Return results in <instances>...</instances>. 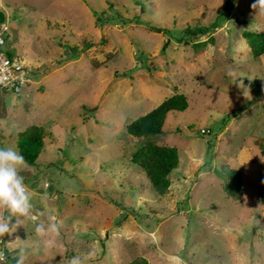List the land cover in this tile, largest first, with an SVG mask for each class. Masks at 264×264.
<instances>
[{
    "label": "rangeland",
    "instance_id": "rangeland-1",
    "mask_svg": "<svg viewBox=\"0 0 264 264\" xmlns=\"http://www.w3.org/2000/svg\"><path fill=\"white\" fill-rule=\"evenodd\" d=\"M254 2L0 0L9 44L39 71L32 88L0 90V148L18 151L33 125L53 134L19 169L29 214L0 208L19 221L0 237L4 264L21 247L26 264H69L93 248L89 264H264V56L242 37L264 32ZM175 94L189 107L153 137L180 155L159 197L132 163L140 140L127 126ZM244 149L255 164L241 165ZM234 170L239 201L225 191ZM50 216L58 233L37 236Z\"/></svg>",
    "mask_w": 264,
    "mask_h": 264
},
{
    "label": "trees",
    "instance_id": "trees-1",
    "mask_svg": "<svg viewBox=\"0 0 264 264\" xmlns=\"http://www.w3.org/2000/svg\"><path fill=\"white\" fill-rule=\"evenodd\" d=\"M242 37L246 40L255 60L264 56V32L244 31ZM188 107V98L184 94H175L127 126L129 135L140 140V145L132 157V163L145 173L159 197L170 193L171 176L179 167L180 155L177 148L159 145L153 137L163 133L170 113L182 112ZM47 139H53V134L37 125L30 126L19 134L16 142L17 149L27 164L34 165L38 161L45 149ZM226 174L229 179V184L225 186L227 196L234 201H239L245 191L243 174L235 170ZM129 264H150V262L145 257H137Z\"/></svg>",
    "mask_w": 264,
    "mask_h": 264
},
{
    "label": "clouds",
    "instance_id": "clouds-1",
    "mask_svg": "<svg viewBox=\"0 0 264 264\" xmlns=\"http://www.w3.org/2000/svg\"><path fill=\"white\" fill-rule=\"evenodd\" d=\"M251 8L264 16V0H255ZM25 164L23 156L13 148H0V208H5L11 216H27L32 207L31 194L24 184V178L19 175V169ZM11 216H0V237L11 234L12 230L19 225L10 223ZM51 223L45 227L43 223L37 224L36 234L44 237L49 233H58L59 222L54 216H50ZM96 250L93 248L88 253L71 258L69 264H89L96 258ZM28 252L21 247L16 250L15 264H26ZM6 261L5 252L0 250V264Z\"/></svg>",
    "mask_w": 264,
    "mask_h": 264
},
{
    "label": "built area",
    "instance_id": "built-area-1",
    "mask_svg": "<svg viewBox=\"0 0 264 264\" xmlns=\"http://www.w3.org/2000/svg\"><path fill=\"white\" fill-rule=\"evenodd\" d=\"M9 26L0 22V90L19 91L34 83L33 72L28 61L15 53L14 47L6 37ZM202 130V134H208Z\"/></svg>",
    "mask_w": 264,
    "mask_h": 264
},
{
    "label": "crops",
    "instance_id": "crops-1",
    "mask_svg": "<svg viewBox=\"0 0 264 264\" xmlns=\"http://www.w3.org/2000/svg\"><path fill=\"white\" fill-rule=\"evenodd\" d=\"M1 12V11H0ZM3 13V12H2ZM4 14V13H3ZM4 17H5V14H4ZM6 20V17H5V19H4V21ZM29 63V62H28ZM39 73V71L37 70V69H35V71L33 72V74H38ZM158 73V72H157ZM163 73H165L166 74V72L165 71H163L162 73L160 72L159 73V75L160 76H162L163 77ZM40 75V74H39ZM37 83H39V81H37V82H35V84H37ZM33 86H35V85H33L32 84V86L30 87V88H32ZM26 89H29V87L28 88H26ZM0 95H2L1 93H0ZM249 158V159H248ZM248 160V161H247ZM245 161H247V164H249V163H253V164H255L256 163V161H255V158L253 159V158H251V154H250V152H249V150L247 149H244V151H243V153H242V156H241V162L243 163H241V165L242 166H244V164H246L245 163ZM245 166H247V165H245Z\"/></svg>",
    "mask_w": 264,
    "mask_h": 264
},
{
    "label": "water",
    "instance_id": "water-1",
    "mask_svg": "<svg viewBox=\"0 0 264 264\" xmlns=\"http://www.w3.org/2000/svg\"><path fill=\"white\" fill-rule=\"evenodd\" d=\"M4 19H5L4 14L2 12H0V22H3Z\"/></svg>",
    "mask_w": 264,
    "mask_h": 264
}]
</instances>
